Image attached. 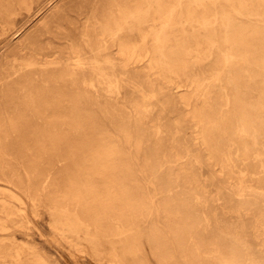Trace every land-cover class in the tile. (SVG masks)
<instances>
[{
  "label": "bare ground",
  "instance_id": "bare-ground-1",
  "mask_svg": "<svg viewBox=\"0 0 264 264\" xmlns=\"http://www.w3.org/2000/svg\"><path fill=\"white\" fill-rule=\"evenodd\" d=\"M0 52V264H55L27 205L74 258L264 264V0H0Z\"/></svg>",
  "mask_w": 264,
  "mask_h": 264
},
{
  "label": "rangeland",
  "instance_id": "rangeland-1",
  "mask_svg": "<svg viewBox=\"0 0 264 264\" xmlns=\"http://www.w3.org/2000/svg\"><path fill=\"white\" fill-rule=\"evenodd\" d=\"M25 21H21L18 26H22ZM35 22V19H33L29 24L33 25ZM16 35L11 36L13 39ZM2 52V51H1ZM0 52V57H3L2 53ZM130 77H134V72H131ZM182 86L176 87L174 89L173 86H167L163 92L165 95V99L172 100L175 97H177L179 94H188L191 90L189 87H186L187 83L182 82ZM104 93V91H102ZM105 96V93L103 94ZM107 97V96H105ZM110 102H117L119 105H125L126 111L130 112L132 114L133 109L130 104H126L127 102L122 98V96L119 95L118 98H115L114 96L108 97ZM188 105H182L183 109H189L192 108L195 105L194 98H190ZM164 113L165 115H162L159 121H157V115L158 110H154L153 112L146 113L145 116V127L146 130L154 131L155 126L159 123H169L173 121V115L170 114V111L167 110ZM176 137L180 136V134L175 135ZM157 138L156 135L151 136V140H155ZM197 147V146H196ZM199 153L203 154V151L196 148ZM203 159H206L205 156H203ZM59 167V166H58ZM56 166V168H58ZM193 169L195 170L197 174V178L201 179L202 183L207 182L209 179L214 178L219 182H222L224 180L223 176L219 173V166L214 165L212 162L204 161L203 165H193ZM210 189V188H209ZM9 203L12 206V210L14 212H17L18 214L20 212L18 209V204L15 201L9 200ZM215 207H220V202H214ZM27 215L29 219L31 220V223H28L25 219L24 221L21 220V218L18 216L17 220L15 222V227L17 228L16 231H14L13 235L15 236V239L17 242H24L27 240H30L29 242L33 244L36 248L39 254L43 255L44 257H47L55 262V264H109L108 263V247H103L101 252L99 254H96L94 258H91L90 255L84 254L82 257L74 258L72 254L74 253V249L70 247L69 243L65 241L64 239H61V245H58L55 243V238L59 236V232L56 230V227L50 223V212L45 206H40L36 212H33L30 206L27 205ZM25 227H29V230H26ZM146 224H143L142 229L145 228ZM25 231L28 233L29 236L26 235ZM148 262L147 264H157L156 257L148 252L146 255ZM120 264H139L134 259H128L123 260L120 262Z\"/></svg>",
  "mask_w": 264,
  "mask_h": 264
}]
</instances>
